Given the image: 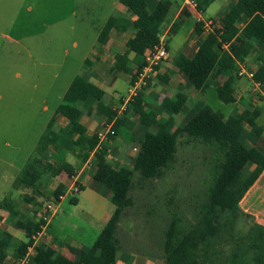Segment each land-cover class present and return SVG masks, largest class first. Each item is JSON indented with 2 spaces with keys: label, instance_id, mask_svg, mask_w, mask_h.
<instances>
[{
  "label": "trees",
  "instance_id": "trees-1",
  "mask_svg": "<svg viewBox=\"0 0 264 264\" xmlns=\"http://www.w3.org/2000/svg\"><path fill=\"white\" fill-rule=\"evenodd\" d=\"M197 1L198 9L202 12L212 2ZM119 2L136 19L131 20L129 14L118 9L100 31L98 43H103L114 29L124 31L133 27L135 34L126 42L125 52L116 54L118 64L114 68L128 72L129 55L133 53V61L141 70L146 65L145 50L160 39L159 32L167 11L161 4L151 9L148 0ZM184 15L190 17L187 11ZM244 16L247 21L240 27L239 21ZM193 25L197 34L204 31L203 22L194 20ZM178 29L179 24L174 23L170 33L174 34ZM207 34L191 59L179 52L174 62L195 88L204 90L210 83H214L219 99L226 103L235 102L236 82L239 78L237 62L244 61L257 45H264V0H237L223 16L221 25L214 24ZM236 37H239V43L235 41ZM85 64L91 66L92 61L87 58ZM220 78L224 80L220 82ZM163 79L168 80L167 77ZM255 80L262 82L264 87V54L258 63ZM147 86L140 89L122 115H119L118 109L106 102L105 91L92 82L88 75L78 74L71 81L55 110V115L63 116L67 124L57 128L56 118L49 121L34 152L18 174L23 188L36 190L41 183L51 182L64 171L69 175L74 174V167L66 159L69 150L85 160L95 149L97 135L92 137L81 122L83 114H91L92 108L86 107V103L91 100L96 101V114L106 118L104 127L114 121L115 134L110 139L119 134V129L127 119L125 115L131 110L141 116V122L146 128L153 129H148L139 139L131 169L115 168L107 160L104 145L95 152L97 168L93 177L109 189V199L115 205V210L94 243L88 249L81 250L73 260L44 239L29 264H116L115 257L120 243L117 230L125 209L134 204L131 190L135 173L138 172L142 179L161 177L165 169L175 161L179 137L184 134L210 150L209 183L194 195L193 206L198 216L196 221H184L178 211L171 214L163 231L165 263L213 264L208 257L207 244L220 233L221 219L229 217L236 210L246 192L264 171V149L248 147L240 138L245 124L261 136L263 129L257 123L261 109L245 108L226 120L223 113L205 103L183 126L171 130L174 115L180 112L187 100L186 93L178 92L175 98L164 99L162 107L170 111L172 116L161 120L150 110H145L149 106L144 100ZM64 191L65 185L59 183L54 191V199L60 201ZM25 201L35 202L30 197H26ZM0 207L6 209L12 217L21 218L18 201L11 194L0 200ZM41 222L30 217L24 219L23 224L29 228V242L26 243L17 242L10 232L0 231V262L6 261L13 247H16L17 258L22 257L27 252L32 234L40 229ZM244 244L245 252L240 259L245 264H264V225L254 223L244 237ZM72 251L75 252L74 249ZM238 258L235 255L225 264H238Z\"/></svg>",
  "mask_w": 264,
  "mask_h": 264
},
{
  "label": "rangeland",
  "instance_id": "rangeland-1",
  "mask_svg": "<svg viewBox=\"0 0 264 264\" xmlns=\"http://www.w3.org/2000/svg\"><path fill=\"white\" fill-rule=\"evenodd\" d=\"M180 1L172 0L173 5ZM226 1L216 0L207 8L204 17L226 9ZM67 4L69 0H0V194L7 190V195L11 194L18 201L23 220L30 216L40 221L47 204H53L57 210L46 233L55 237L57 245L77 241L90 246L115 206L110 199L98 194L89 182L85 181L80 192L71 194L69 174L64 171L51 182L41 183L36 190L21 188L19 194L12 187L16 173L34 152L71 81L78 74H86L84 58L103 25L102 22H87L83 17L74 18L70 14L73 7ZM172 18L171 12L165 25ZM191 22L192 19L182 21L177 32L166 37L172 56L183 51ZM114 74L107 72L105 78L111 82L106 79L103 84L113 86L105 89L111 92L116 89L119 97L127 95L128 76L118 73L114 81ZM153 86L161 92L163 87L164 92L169 90L161 78ZM187 91L191 94L188 88ZM204 100L225 116L233 114L236 107L235 103L219 99L215 86L205 90ZM258 100L264 102V93L258 95ZM259 106L261 114L257 123L263 133L258 143L264 146V103L260 102ZM188 107L181 112L185 118L191 113ZM163 115L166 114L163 112ZM134 118L138 120L137 115ZM185 118L179 117L176 125L183 124ZM64 123L65 120L56 121L55 125L58 128ZM129 132L132 133L129 128L122 127L114 139V147L130 148ZM210 154L201 142L190 140L184 134L179 137L175 161L161 177L142 179L138 172L135 173L131 190L134 204L125 209L117 230L120 243L116 264H166L164 228L176 211L184 221L198 219L193 199L209 183ZM67 159L79 167L76 157L69 154ZM91 167L94 168L93 164ZM78 182L80 184V180ZM59 183L65 185V191L60 201H56L53 196ZM26 197L34 198L36 204L25 201ZM241 207L238 205L229 217L221 219L220 233L207 244L208 257L213 264H225L235 255L239 257L238 264H245L240 259L245 252L244 237L255 222L252 215L244 211L243 203Z\"/></svg>",
  "mask_w": 264,
  "mask_h": 264
},
{
  "label": "crops",
  "instance_id": "crops-1",
  "mask_svg": "<svg viewBox=\"0 0 264 264\" xmlns=\"http://www.w3.org/2000/svg\"><path fill=\"white\" fill-rule=\"evenodd\" d=\"M215 1L216 0H212L211 4L208 7H210ZM236 2L237 0H232V1L227 0L226 6L228 7L226 9L217 11L214 15H209L207 17L206 16L204 17V13L206 12L208 7L205 9V11L203 12L201 11V14H195L192 11L182 9L183 0H181L179 3H176L175 5H173L172 0H148L149 7L151 9L154 8L156 5L161 4L164 6V8H166V11H167L166 18L163 21L162 26H161L162 30L161 32H159V38H162V37L166 38L167 36L172 35L168 33L174 23H178L180 27V23L182 21L192 19L191 32L183 48V51L181 52L188 59H191L194 56V54L200 47L201 43L208 36L207 33H209V31L206 32L204 29V31L201 34H197V33L193 34L194 32H196L194 31L195 28L193 27L194 26L193 21L194 20L201 21L203 23L206 21H211L212 28L214 24L220 26L223 16ZM67 5L70 7H73L70 14L74 18L83 17L87 22H91V23H95V22L101 23L102 22L103 23L102 28L105 25L108 18L118 9H120L126 14H129L127 8L120 5L119 0H69V4ZM78 8H81V9H78ZM185 11L190 13V17H187L184 15ZM171 12L173 13V18L170 19L169 22L165 25L168 15ZM129 15L131 17V20L136 19V16L134 14H129ZM246 21H247V18L245 16L242 17L239 21V26L243 27ZM102 28L100 29V31L102 30ZM134 34H135V30L133 29V27H129L127 30H124V31L120 29H114L111 31L107 39L101 44L98 43V36H99L98 34L96 41L94 40L92 42L91 48L87 51V55L84 58V63L87 58H89L92 61L91 66H87L85 64L87 66V68H85L86 75H88L90 80L94 82L95 84H97L99 88L105 91L106 102L110 104L111 106L117 108L118 111L120 110L121 113H119V115H122V113L124 112L121 110V108L125 101V98L128 96V92H127V95L119 97L116 94L117 92L116 89H114L113 92L105 89V87L113 86V84L105 86L103 84V81L107 79L105 78V76L107 75V72L115 73L114 81L117 79L118 73L125 74L128 76L129 88H130L132 79L134 78L136 72L138 71V67L133 61L134 54L131 53L129 55L130 60L127 63L129 67L128 72H123L122 70L114 68V67L118 64V60L116 59V54H122L125 52L126 42L128 41L129 38L133 37ZM239 40H240L239 37H236L235 41L239 43ZM167 42H168L169 58L161 66H159L156 69V72L150 79L148 86L145 88L144 100L149 104V106L146 107L145 110H150V112L154 114L156 118L162 120V119H168L172 116L170 111L162 107V103L164 99L165 98H175L178 92L186 93L187 100L185 104L183 105L180 112L175 114L173 117V123L171 126V130H175L178 126H183L193 116V114L203 104L206 103L204 100V92L210 86H215V84L210 83L209 86L206 87L204 90H199L195 88L190 83V81L186 78L184 72L181 71L176 66L174 62L175 55L173 56L171 55L170 47H169V40ZM75 45H78V44L75 43ZM262 54H264V45H257L254 51L244 61L237 62V75L241 67H244L250 72L256 73V71L258 70V63L260 61ZM165 77L168 78L167 81L163 79ZM238 77L239 78L236 82V89H235L236 100L235 102H232V103H235L236 107L233 110V114L229 116H225L223 114L226 120H228L229 118L233 117L234 115L238 113H241L243 110H245L244 109L245 107L246 108L258 107L261 109L259 104L260 102L264 103L263 101L258 100V95L260 96L261 92L264 93L263 83H262L261 88H256L254 79L249 78L247 76L238 75ZM160 78L164 80V82L166 83V86L169 89L166 92H164V87H163L162 92L157 87H154V86L151 87V85L156 83L157 80H160ZM110 80L111 79H107L106 82H111ZM223 80H224L223 78H220V82H222ZM250 85L251 86L253 85V88L250 89L249 88L251 87ZM187 88L191 92V94L188 93ZM191 90L192 91L195 90L196 92H192ZM58 105L59 103L57 104V106ZM86 105L88 109L92 108L91 114L90 115L88 113L83 114L81 117V122L86 126L88 133L93 137L97 135V133L104 127L106 118L104 117V115L96 114V109H95L96 101L95 100H91L87 102ZM188 105L190 106L187 108L189 109L188 112H191V113H189L187 117L185 118V114H181V112ZM45 108L47 109L48 106L45 105ZM163 112L166 115L161 116ZM135 115L138 116V120L134 118ZM125 116L127 119L124 125L121 126V128L127 127L132 131V133L131 132L128 133V135L130 134V136L132 137L131 147L127 148L126 150H124L120 146L114 147V139L116 137L103 142L102 145H104V147L107 149V160L110 163H112V165L115 168L126 167V168L131 169L134 165L135 157L138 151L139 139L145 134V132L148 129L151 130L153 129V127L146 128L141 122V116L138 114H135L133 110L127 112ZM181 116L185 118L184 123L176 125L177 119ZM52 118H56V121H61V122L65 120V123L63 125L59 124L58 127H63L67 124V120L63 116L55 115V111L53 115L51 116L50 120ZM121 128L119 129V132ZM240 138L243 141V143L247 145L248 147L255 146V147L264 149V146L258 143L259 139H262V134L261 136L256 135L254 131L251 129V127L248 126L247 124L244 125V130ZM94 152H95V149L90 153V155L85 160H83L82 158L78 157L74 152H71V150H69V153L67 155L71 154V156L76 157L79 160L78 161L79 167L77 168H76L77 165L74 162L70 161V159H67V157L66 159L74 167L75 173H77V174L75 173L74 174L77 176L78 181L80 180V186H82L81 190L85 187V181H86V182H89L91 187L98 194L102 196L104 195L105 197L109 199V196H110L109 189H107L106 187L98 183L93 177V174L95 173L96 168H97V159H95ZM92 164L94 168L91 167ZM10 165L13 166V162H10ZM20 171L21 169L19 170V172ZM19 172L16 173V176L14 177V181H12V187L15 188L14 191L16 190L17 193L20 194L21 188L23 187L20 181L18 180ZM63 183L65 184L66 182H63ZM5 196H7V190H4V192L0 194V200H2ZM242 203L244 205V208H243L244 211L252 215L254 222L264 225V171L261 173V175L256 180V182L249 188V190L246 192V194L241 199L238 205L241 207ZM114 210H115V207H114ZM6 212L8 213L6 209L0 207V231L10 232L16 238L17 242H24V243H26L27 241L29 242V238H28L29 228L27 227L28 225L23 224L24 223L23 218H14L10 215V213L7 214ZM54 215L52 216L47 226V229L48 227L50 228V226L52 225L53 223L52 219L54 218ZM27 217H30V216H27ZM44 239L47 240L53 247L57 248L64 255H66L67 257L73 260H75L78 257V254L81 250L88 249L91 246V245L86 246L83 243L77 242V241H73V242L71 241L68 244L59 243L57 245L55 237L52 236L51 234H47V236L43 238V240ZM30 244H31V241L29 245ZM71 248L74 249L75 252H73ZM16 260H18L17 251H16V247H13L9 250L6 261L3 263L0 262V264H14Z\"/></svg>",
  "mask_w": 264,
  "mask_h": 264
},
{
  "label": "built area",
  "instance_id": "built-area-1",
  "mask_svg": "<svg viewBox=\"0 0 264 264\" xmlns=\"http://www.w3.org/2000/svg\"><path fill=\"white\" fill-rule=\"evenodd\" d=\"M182 9L192 11L195 14H201V11L198 9V1L197 0H183ZM206 32L212 29V22L206 21L203 25ZM169 58L168 52V42L165 37L159 39L157 43L148 47L144 52V59L146 65L138 70L132 79V83L130 85L128 96L125 98V101L122 105L121 110L125 111L129 104L134 100V98L138 95L140 89L143 86L148 85L150 79L156 72V69L161 66L166 60ZM239 76H247L249 78L254 79L256 88H261L262 82L255 80V73L250 72L244 67H241L239 72ZM119 113L120 110H119ZM115 134V130L113 128V122L103 127L98 133V143L95 147V152L102 147V143L108 141L111 135ZM94 152V153H95ZM93 153V154H94ZM94 157V155H93ZM69 181V191L71 194L78 193L81 190V186L78 182V178L75 174H71L68 177ZM63 195L61 196V198ZM56 208L53 204H47L45 211L42 213V222L40 225V229L34 232L31 236V244L28 246L27 252L18 260L15 261L14 264H29L34 255L36 254V250L40 242L47 236L46 230L47 226L54 215Z\"/></svg>",
  "mask_w": 264,
  "mask_h": 264
}]
</instances>
